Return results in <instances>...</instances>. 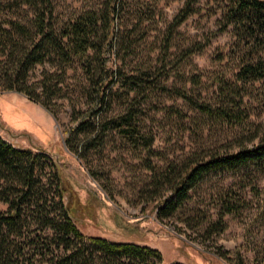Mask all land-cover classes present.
<instances>
[{"label":"rangeland","instance_id":"374dc122","mask_svg":"<svg viewBox=\"0 0 264 264\" xmlns=\"http://www.w3.org/2000/svg\"><path fill=\"white\" fill-rule=\"evenodd\" d=\"M0 1L8 28V20L17 19L34 32L36 19L45 17L54 33L81 13L101 14L115 4L113 23L99 21L102 40L87 61L52 53L17 75L22 49L0 44V135L47 154L38 175L47 182L48 210L60 212L59 169L70 186L73 218L87 236L156 247L163 256L158 264H264V166L213 170L171 215H157L178 170L191 158L264 139V73L239 75L243 64L264 62V33L247 34L229 22L228 0H198L179 24L174 17L187 0ZM112 72L101 99L98 82ZM127 74L140 77L129 82ZM18 86L45 100L53 112ZM183 88L194 102L180 95ZM230 95L241 98L239 106L231 102L230 107L241 110L243 119L200 107L217 106ZM127 110L141 130L136 142L116 127ZM89 138L96 145L85 147ZM228 187L240 196L238 209L223 215L224 229L211 232ZM8 208L0 200V211ZM41 223L27 216L22 229L14 230L11 240L18 246L9 254L17 264H57Z\"/></svg>","mask_w":264,"mask_h":264},{"label":"trees","instance_id":"16d2710c","mask_svg":"<svg viewBox=\"0 0 264 264\" xmlns=\"http://www.w3.org/2000/svg\"><path fill=\"white\" fill-rule=\"evenodd\" d=\"M34 1L38 3V1L45 2L46 0ZM197 1L187 0L175 15L174 23L183 22L194 11V3ZM114 10L115 4L112 3L107 11L101 14L93 11L81 13L65 23L60 33H54L52 25L49 26L45 17L36 19V29L33 32L17 19L8 20L11 23L8 28L3 24V21L7 20L0 16V44L11 43L14 49H22L21 53L17 52L16 55V64L19 66L15 72L17 75L25 73L34 63L44 61L52 53L60 54L62 58L69 61L74 57L87 61L91 51L98 50V45L102 40L98 34L99 21L113 23ZM225 14L229 22L243 28L247 34H254L255 29L264 33V0H228ZM14 32L24 36L29 41V46L18 41ZM110 32H113V29ZM193 48L196 46L192 45L188 50L192 52ZM257 73H264V62L243 64L239 75L249 77ZM114 75L115 72L111 73L110 78H107L105 74L101 76V81L97 86V93L101 99L106 98V89L113 81ZM126 77L129 82H133L140 75L127 74ZM17 89L24 91L30 98L40 102L46 108L49 107L45 100L35 96L27 88L18 86ZM179 93L182 97L193 101L185 88ZM223 99H221L222 104L217 106L204 102L200 104V107L229 118L243 119L241 110H234V107H230L231 102H235V107L239 106L241 98L237 99L230 95L228 99ZM134 115L132 110H127L118 116L116 124L120 132L132 142L138 141L141 133L133 119ZM69 144L73 148L71 141ZM94 145H96L95 138L85 141V147ZM47 157V154L41 150L17 147L0 135V183L2 186L0 200L9 203L6 212L0 211V264H17V260L14 261L9 254L12 246H18L14 239L11 240V236L15 233L14 230L17 232L18 229H22L21 223L27 216L35 217L42 222L41 224L47 231L45 244L53 248V253H57V264H97L99 260L101 264H158L163 261L162 252L156 247L132 242L109 241L102 236H87L73 218L70 186L59 169L56 181L60 196V212L48 210L45 207L49 193L46 188L47 182L38 175V167L43 163L42 159ZM253 166H264V139L253 146H240L234 151L214 153L208 158H191L184 163L181 170H178V174L172 181L171 194L166 196L162 204L158 206V217L163 219L183 205L190 196V190L213 170L249 172ZM65 196L68 197V201L64 200ZM238 201H240V196L232 187L224 190L220 199L221 215L217 221L213 222L211 232L224 229L223 215L226 212L237 210ZM167 264L186 263L175 260Z\"/></svg>","mask_w":264,"mask_h":264}]
</instances>
